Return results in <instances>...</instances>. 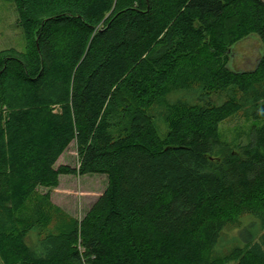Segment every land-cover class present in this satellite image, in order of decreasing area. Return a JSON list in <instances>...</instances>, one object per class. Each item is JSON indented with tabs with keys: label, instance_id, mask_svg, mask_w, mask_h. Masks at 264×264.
I'll return each instance as SVG.
<instances>
[{
	"label": "trees",
	"instance_id": "1",
	"mask_svg": "<svg viewBox=\"0 0 264 264\" xmlns=\"http://www.w3.org/2000/svg\"><path fill=\"white\" fill-rule=\"evenodd\" d=\"M13 2L27 48L0 52L2 263L264 264V0ZM252 36L255 67L232 69ZM235 116L254 125L232 148ZM75 141L105 193L62 231L40 205L21 224L77 172L56 168Z\"/></svg>",
	"mask_w": 264,
	"mask_h": 264
},
{
	"label": "rangeland",
	"instance_id": "2",
	"mask_svg": "<svg viewBox=\"0 0 264 264\" xmlns=\"http://www.w3.org/2000/svg\"><path fill=\"white\" fill-rule=\"evenodd\" d=\"M26 48L24 33L18 26L15 3L13 0H0V52L8 49L25 52ZM262 52L261 42L256 36H252L237 47V59L230 64V67L239 71H250L255 67L257 58L262 55ZM176 98L177 96L172 97L173 100ZM156 120L160 127L164 126L162 119L157 118ZM253 125L252 121L235 116L220 125L221 139L230 147H236L239 143L248 140ZM161 132L165 133L162 128ZM61 166L77 169V172L61 175L57 188H39L37 195L27 203L21 212V224L31 223L34 220V213L40 205L43 208L52 209L53 213L52 224L49 228L43 229L44 233L62 231L63 223L68 220L82 221L109 186V180L105 175H82L79 173L82 160L76 141L70 145L57 162L56 168ZM235 235H238V232L232 234V236ZM31 237L33 240L37 238L36 233ZM0 264H3L1 258Z\"/></svg>",
	"mask_w": 264,
	"mask_h": 264
}]
</instances>
